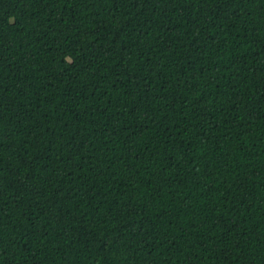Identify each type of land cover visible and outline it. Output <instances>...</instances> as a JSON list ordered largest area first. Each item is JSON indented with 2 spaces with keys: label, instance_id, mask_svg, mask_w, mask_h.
<instances>
[{
  "label": "trees",
  "instance_id": "trees-1",
  "mask_svg": "<svg viewBox=\"0 0 264 264\" xmlns=\"http://www.w3.org/2000/svg\"><path fill=\"white\" fill-rule=\"evenodd\" d=\"M0 264H264V0H0Z\"/></svg>",
  "mask_w": 264,
  "mask_h": 264
}]
</instances>
